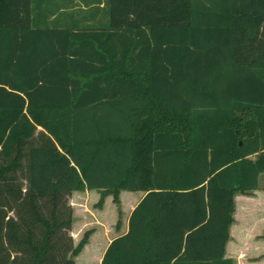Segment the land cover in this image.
Wrapping results in <instances>:
<instances>
[{"label":"trees","instance_id":"1","mask_svg":"<svg viewBox=\"0 0 264 264\" xmlns=\"http://www.w3.org/2000/svg\"><path fill=\"white\" fill-rule=\"evenodd\" d=\"M68 4L0 0V264H76L85 189L144 192L100 264H233L234 196L264 172V0Z\"/></svg>","mask_w":264,"mask_h":264},{"label":"crops","instance_id":"2","mask_svg":"<svg viewBox=\"0 0 264 264\" xmlns=\"http://www.w3.org/2000/svg\"><path fill=\"white\" fill-rule=\"evenodd\" d=\"M59 1L61 0H40V3L42 8L50 11L57 6L56 4ZM70 1L74 6L70 8L68 4L67 9L74 11L76 0ZM53 22V14H50L47 23ZM256 190H253L252 194H236L234 196L233 222L229 227V238L225 244V257L232 259L233 264H264V193ZM89 195L95 196L96 200L93 199V205L101 206L96 210L91 225L99 231L98 235L103 239L100 243H92L89 239V242L83 246V250H86L88 246H99L98 250L101 252V256L98 260L100 262L109 242L114 237L127 231L129 215L144 195V192L121 190L119 192V212L117 214L111 195H107L99 206L97 205L100 197L99 190L73 191L69 197V204L73 210L71 228L74 224L75 215L87 208V206L82 207L80 205L83 204V199H86ZM118 219L119 224L117 225ZM82 220L79 219V221ZM98 231H94L92 235L94 236ZM109 236L110 238H108Z\"/></svg>","mask_w":264,"mask_h":264},{"label":"rangeland","instance_id":"3","mask_svg":"<svg viewBox=\"0 0 264 264\" xmlns=\"http://www.w3.org/2000/svg\"><path fill=\"white\" fill-rule=\"evenodd\" d=\"M63 3H65V0H61V1L57 2L56 5L60 6ZM75 9H77L76 11H78V7L77 6H76ZM256 191L264 193V172L260 176L259 188ZM252 193L253 192H251L250 194H252ZM93 199L96 200L95 196L93 197V195L87 196L86 199L84 198L83 199V204L80 205V206H82V207L87 206L88 209L86 208L85 210H82L84 214L82 213V211H80L79 212L80 215L79 214L75 215L74 224L72 225V228L70 229V233L72 234L71 236L73 238V245L78 243V241L82 238V236L85 233V231H88V230H90V234L88 236V240H87L86 243L89 242V239H90V241L92 243H98V242L100 243V241L103 239V237H100L98 235L99 231L97 229H95L91 225V221H93L92 219L94 218L93 216L96 213V210H98L101 207V206L97 207V206L93 205L94 204V202H92ZM113 203L115 204L116 211H117V214H118V212H119V203L118 204L115 203V202H113ZM261 211L263 212V210H261ZM80 218H81V220L83 218V220L79 221ZM104 219H106V218H104ZM83 222H85V223H83ZM94 231H98V232L93 236L92 234H93ZM108 238H110V236ZM83 249H84V247L79 252V254L74 257V260H75L76 264H100V262L98 260L99 257L101 256V252L98 250L99 246H97V245L88 246V248L86 250H83Z\"/></svg>","mask_w":264,"mask_h":264}]
</instances>
